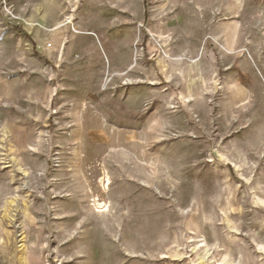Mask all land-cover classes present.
<instances>
[{
  "label": "rangeland",
  "instance_id": "374dc122",
  "mask_svg": "<svg viewBox=\"0 0 264 264\" xmlns=\"http://www.w3.org/2000/svg\"><path fill=\"white\" fill-rule=\"evenodd\" d=\"M0 264H264V0H0Z\"/></svg>",
  "mask_w": 264,
  "mask_h": 264
},
{
  "label": "trees",
  "instance_id": "16d2710c",
  "mask_svg": "<svg viewBox=\"0 0 264 264\" xmlns=\"http://www.w3.org/2000/svg\"><path fill=\"white\" fill-rule=\"evenodd\" d=\"M14 30L20 34H24L25 36H27V34L21 28L16 27V28H14Z\"/></svg>",
  "mask_w": 264,
  "mask_h": 264
}]
</instances>
